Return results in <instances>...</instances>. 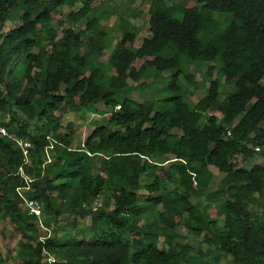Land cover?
I'll use <instances>...</instances> for the list:
<instances>
[{"label": "trees", "instance_id": "16d2710c", "mask_svg": "<svg viewBox=\"0 0 264 264\" xmlns=\"http://www.w3.org/2000/svg\"><path fill=\"white\" fill-rule=\"evenodd\" d=\"M110 1L0 0V112L9 116L0 123L33 142L26 163L19 145L0 136V215L20 235L26 264H221L225 255L234 264H264V164L235 162L239 154L264 157V0H151V35L139 42L121 16L116 43L101 26ZM62 6L75 24L58 29ZM203 62L208 68L197 79L189 67ZM158 81L160 97H132ZM202 86L205 95L192 101L191 88ZM226 86L232 90L221 98ZM97 102L110 117L94 121L74 146L63 131L73 127L64 107L85 117ZM211 166L221 182L207 198L224 196L209 209L192 198L210 184ZM143 178L150 196L142 200ZM24 187L42 205L46 227L60 228L64 216L73 227L90 217L91 235L41 239ZM180 228L203 234L207 248L179 240Z\"/></svg>", "mask_w": 264, "mask_h": 264}, {"label": "rangeland", "instance_id": "374dc122", "mask_svg": "<svg viewBox=\"0 0 264 264\" xmlns=\"http://www.w3.org/2000/svg\"><path fill=\"white\" fill-rule=\"evenodd\" d=\"M183 2H188L190 0H181ZM196 2L197 0H191ZM173 2V1H172ZM151 0H112L109 3H107L104 8L107 10L108 14L101 20V26L103 29L110 33V35L113 38V42L116 43L118 39L120 38L122 34V29L120 27V17H124L132 25V30L137 35V40L139 42L142 41L143 38L148 37L151 35V33L148 30V10L150 7ZM71 11V8L68 6H62L58 10V12L54 15V25L61 29L62 27H69L74 26V22L69 20V13ZM135 12H140L141 14L137 17L135 16ZM226 15V14H225ZM216 16L219 17V14L216 13ZM227 20L229 19V16L226 15ZM20 23L19 19H15L13 21H9L6 25L5 30L10 29L11 27L17 26ZM226 26V25H225ZM223 24H220L219 28L225 27ZM77 30L85 28V20L81 21L76 25ZM107 58V54L105 56H102L100 58L101 61H105ZM142 60L138 59L135 61L134 65L136 68H139L142 64ZM208 68V63L203 62L200 63L197 67V70H194L193 67H189V70L191 72L195 73V76L197 79L203 78V73ZM218 74L215 73L214 76H217ZM163 77H166L169 79L170 73L165 72ZM144 80V79H142ZM141 80V81H142ZM183 82H185L184 77L182 76ZM153 78H150L148 82H152ZM131 85H136L137 83L133 80H129ZM163 87V82H156L153 87L146 86L144 90H134L132 93V97L140 102H143L145 99L149 98L151 93H153L156 97H160L161 94V88ZM159 89V90H158ZM193 93L189 95V98L197 102L200 98H202L205 95L206 87H199L197 89L191 88ZM232 90V86H226L221 88V98L225 96L229 91ZM76 102L78 103V99H76ZM95 109L99 111L105 112V115L103 117L100 113L94 112L92 110H87L85 117L81 116L82 109L80 111H68L69 105H66L64 107V111L66 112V118L65 120L68 122H73V127L71 129H63L66 133L70 134L73 138V145L79 146L81 145L86 138L88 137L91 130L94 128L93 122L96 120L103 121V119H108L111 114V109L106 107L103 102H97L93 104ZM0 118L4 120L5 122L8 121L9 116H3L0 112ZM261 152V151H258ZM51 153V152H50ZM236 164L240 166H246L251 167L255 163L264 164V157L255 155L252 158L243 160V156L241 154L237 155L235 157ZM169 168V164L165 165V169ZM213 176L210 181V184L208 187L202 192L201 195L197 197H193L192 201L196 202L197 200L202 203V206H210L211 208L218 207V204L223 201L224 194L220 195L219 200L217 202L209 200L207 198L208 193H212L220 184L221 182V176L218 170L211 166L210 167ZM158 174L163 177V172L158 171ZM145 178L142 179V184L139 189L140 194H142V200L145 198H148L150 195L148 194V191L146 190L144 183ZM22 194H24L22 192ZM105 195H101L99 199L97 200V204L99 205L104 201ZM214 206V207H213ZM258 208L254 206V210H257ZM213 215H215L216 211L215 209L212 210ZM72 217L64 216L60 220V228L56 229V225L54 223H51L49 227H46L43 223V217L38 219L36 221V224L39 226L40 230L42 231L41 239L45 237L53 236L54 234H58L59 236H63V234L67 232H77L78 231H85L90 236L91 232L89 230V224H90V217H85L83 219L78 218L76 221V225L73 227L70 225L72 221ZM219 223H223V215L219 216ZM57 230V233L54 230ZM72 230V231H71ZM179 232L181 236L179 237V240L185 241L188 240L192 246H194L196 249L198 248H207V244L203 241V234L200 236L194 235L189 232L188 229L180 228ZM20 235L11 227V224L8 219H5L0 215V264H26L27 257H25L20 250L19 243L21 242ZM162 240V238H161ZM232 257L225 255V257L222 259L221 264H234Z\"/></svg>", "mask_w": 264, "mask_h": 264}, {"label": "built area", "instance_id": "2783aa9c", "mask_svg": "<svg viewBox=\"0 0 264 264\" xmlns=\"http://www.w3.org/2000/svg\"><path fill=\"white\" fill-rule=\"evenodd\" d=\"M228 133L230 134V132H228ZM0 136H7L10 139L14 140L19 145V147L21 148V151L24 155V161L26 163L31 162L30 153H31V150L33 148V142L30 139H26L22 136H18L17 134L10 133L8 128L1 123H0ZM259 149H260V147H257V150H259ZM50 161H51L50 155H49V153H47L46 163H48ZM21 171H22L23 177L26 179L27 182H31L33 180L30 176H28L27 174H25L23 172L22 168H21ZM26 189H28V187H24V188L19 189L20 194L24 200V205L27 207L30 215H35L38 219H40L42 214H43L42 205L37 200L28 198L27 196L22 194V192L26 191ZM94 209H96V205H94Z\"/></svg>", "mask_w": 264, "mask_h": 264}]
</instances>
